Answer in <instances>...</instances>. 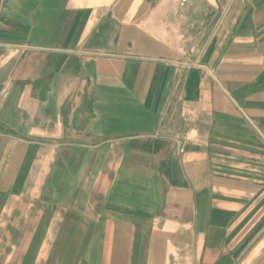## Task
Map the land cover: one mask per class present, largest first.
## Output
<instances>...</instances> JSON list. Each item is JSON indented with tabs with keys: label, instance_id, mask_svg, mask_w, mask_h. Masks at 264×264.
Returning a JSON list of instances; mask_svg holds the SVG:
<instances>
[{
	"label": "crops",
	"instance_id": "0c3cea01",
	"mask_svg": "<svg viewBox=\"0 0 264 264\" xmlns=\"http://www.w3.org/2000/svg\"><path fill=\"white\" fill-rule=\"evenodd\" d=\"M0 264H264V0H0Z\"/></svg>",
	"mask_w": 264,
	"mask_h": 264
}]
</instances>
